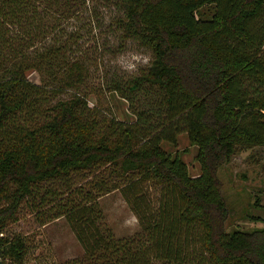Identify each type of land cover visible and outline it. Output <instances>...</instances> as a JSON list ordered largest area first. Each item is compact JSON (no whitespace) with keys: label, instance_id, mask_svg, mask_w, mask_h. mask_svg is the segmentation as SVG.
Wrapping results in <instances>:
<instances>
[{"label":"trees","instance_id":"obj_1","mask_svg":"<svg viewBox=\"0 0 264 264\" xmlns=\"http://www.w3.org/2000/svg\"><path fill=\"white\" fill-rule=\"evenodd\" d=\"M94 1L0 0L3 263L24 262V236L6 229L24 199L40 196L39 207L50 204L44 221L64 215L83 249L61 264H264V227L224 229L216 175L237 147L264 145V0H106L120 10L122 33L154 55L108 86L129 102L131 119L100 113L77 89L82 68L68 49L85 15L93 22ZM67 87L76 90L58 96ZM181 132L198 147L196 175L163 146ZM103 166L121 179L73 186ZM140 179L161 185L156 204L144 201ZM44 181L56 184L40 194ZM118 187L140 225L126 236L97 205Z\"/></svg>","mask_w":264,"mask_h":264},{"label":"rangeland","instance_id":"obj_2","mask_svg":"<svg viewBox=\"0 0 264 264\" xmlns=\"http://www.w3.org/2000/svg\"><path fill=\"white\" fill-rule=\"evenodd\" d=\"M90 4V9L94 6L98 14L95 12L96 17L93 16L91 24V17L85 15L79 39L68 49L69 58L77 60L82 68L80 87L77 89L87 92L88 101L100 113L131 119L129 102L109 92L108 86L114 79L124 81L146 70L154 55L151 49L137 39L125 36L117 27L115 16L120 10L115 3L97 0ZM87 12L88 9L84 14ZM28 76L35 82L40 81L36 71L29 72ZM75 90V87L62 88L58 96H68ZM177 142L176 146L163 142V146L169 152L177 151L189 173L198 174L197 145L189 142L185 132L178 135ZM109 170V166H103L95 176L87 173V179L77 177L73 186L88 182L86 188H90L91 182L100 174H105L109 180L121 179ZM216 175L227 208L224 229L231 232L264 227V145L237 147L230 160L216 168ZM55 184L44 181L40 194ZM138 185L145 194L144 201L156 204L161 185L146 179H140ZM36 197V201H32V197L22 201L18 220L11 222L6 229L9 234L20 233L26 240L28 247L22 264H61L68 258L82 255L83 249L66 217L60 215L44 221L50 204L39 207L40 196ZM97 205L115 235L126 236L139 231L138 216L119 187L101 193L97 197ZM253 215L261 218L255 219Z\"/></svg>","mask_w":264,"mask_h":264},{"label":"water","instance_id":"obj_3","mask_svg":"<svg viewBox=\"0 0 264 264\" xmlns=\"http://www.w3.org/2000/svg\"><path fill=\"white\" fill-rule=\"evenodd\" d=\"M0 264H4L1 258H0Z\"/></svg>","mask_w":264,"mask_h":264}]
</instances>
